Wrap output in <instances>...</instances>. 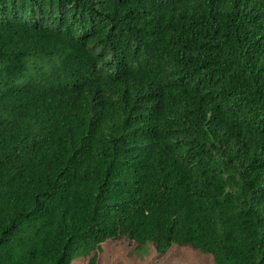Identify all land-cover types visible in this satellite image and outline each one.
Masks as SVG:
<instances>
[{
	"label": "trees",
	"instance_id": "trees-1",
	"mask_svg": "<svg viewBox=\"0 0 264 264\" xmlns=\"http://www.w3.org/2000/svg\"><path fill=\"white\" fill-rule=\"evenodd\" d=\"M106 244L264 264V0H0V264Z\"/></svg>",
	"mask_w": 264,
	"mask_h": 264
},
{
	"label": "rangeland",
	"instance_id": "rangeland-1",
	"mask_svg": "<svg viewBox=\"0 0 264 264\" xmlns=\"http://www.w3.org/2000/svg\"><path fill=\"white\" fill-rule=\"evenodd\" d=\"M106 251L111 256L115 264H211L206 258H202L198 254L178 251L171 254L165 261L149 258V252L144 251L140 254H130L124 247H117L112 244H106ZM130 255H136L132 256Z\"/></svg>",
	"mask_w": 264,
	"mask_h": 264
}]
</instances>
